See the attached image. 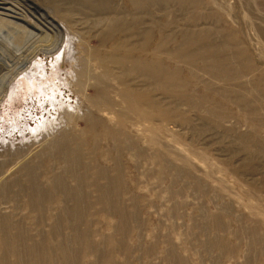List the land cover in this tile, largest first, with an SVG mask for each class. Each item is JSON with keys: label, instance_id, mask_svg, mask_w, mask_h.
Instances as JSON below:
<instances>
[{"label": "rangeland", "instance_id": "obj_1", "mask_svg": "<svg viewBox=\"0 0 264 264\" xmlns=\"http://www.w3.org/2000/svg\"><path fill=\"white\" fill-rule=\"evenodd\" d=\"M17 2L0 264H264V0Z\"/></svg>", "mask_w": 264, "mask_h": 264}, {"label": "bare ground", "instance_id": "obj_2", "mask_svg": "<svg viewBox=\"0 0 264 264\" xmlns=\"http://www.w3.org/2000/svg\"><path fill=\"white\" fill-rule=\"evenodd\" d=\"M8 1L9 0H5V5H3V7H1L2 9H5V11H8V10H12V9H17V8H20L18 5V2L17 4H8ZM16 1V0H15ZM0 2H3V0H0ZM48 2V1H47ZM16 3V2H15ZM29 5V4H28ZM2 6V5H1ZM22 6V5H21ZM52 6V5H51ZM59 7V6H57ZM4 11V10H3ZM17 11V10H16ZM12 14L9 15V16H12L11 19L13 20V23H15L17 26H20V22H22L21 19L25 18L21 13H18V12H15V11H10ZM28 12V11H27ZM9 13V12H8ZM6 17V16H5ZM6 19V18H5ZM26 19V18H25ZM183 38L184 40H189L188 42H196L198 39H199V35H196V33H193V32H190V31H187V33L185 35H183ZM184 47V41L182 40V42L179 44V48H183ZM86 65V64H85ZM18 72V71H17ZM23 72V71H22ZM20 72V73H22ZM83 74V73H81ZM16 77V76H15ZM5 97V96H4ZM65 144V140L62 142Z\"/></svg>", "mask_w": 264, "mask_h": 264}]
</instances>
